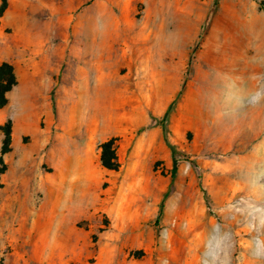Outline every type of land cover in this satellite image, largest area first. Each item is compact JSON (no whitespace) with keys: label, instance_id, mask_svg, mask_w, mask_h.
Wrapping results in <instances>:
<instances>
[{"label":"rangeland","instance_id":"rangeland-1","mask_svg":"<svg viewBox=\"0 0 264 264\" xmlns=\"http://www.w3.org/2000/svg\"><path fill=\"white\" fill-rule=\"evenodd\" d=\"M7 2L0 264H264V0Z\"/></svg>","mask_w":264,"mask_h":264},{"label":"trees","instance_id":"trees-1","mask_svg":"<svg viewBox=\"0 0 264 264\" xmlns=\"http://www.w3.org/2000/svg\"><path fill=\"white\" fill-rule=\"evenodd\" d=\"M8 2L7 0H1L0 4V18L2 17L3 13L7 9ZM16 85L15 76L13 74L12 67L7 63L0 64V109L3 108L6 103V95L12 90V88ZM169 114V109L166 111L162 121L167 120ZM5 137L3 141V146L1 150V154L4 155L9 152L10 148V126L9 123L5 127ZM164 139L166 145L170 149L172 156L175 155L176 149L175 147L168 141L166 137V131L164 130ZM101 149V157L100 161L104 168L108 170L117 171L119 168V163L115 154V147H114V140L111 139L106 141L100 145ZM176 167V161L174 160V168ZM166 194L164 195V197ZM161 210V207H160Z\"/></svg>","mask_w":264,"mask_h":264}]
</instances>
